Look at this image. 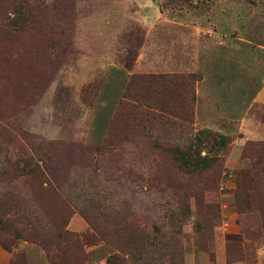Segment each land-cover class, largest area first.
<instances>
[{"label":"rangeland","instance_id":"rangeland-1","mask_svg":"<svg viewBox=\"0 0 264 264\" xmlns=\"http://www.w3.org/2000/svg\"><path fill=\"white\" fill-rule=\"evenodd\" d=\"M0 264H264V0H0Z\"/></svg>","mask_w":264,"mask_h":264},{"label":"trees","instance_id":"trees-1","mask_svg":"<svg viewBox=\"0 0 264 264\" xmlns=\"http://www.w3.org/2000/svg\"><path fill=\"white\" fill-rule=\"evenodd\" d=\"M128 93V88H126ZM124 97H122L123 99ZM122 104V103H121ZM212 140L213 146L219 151L225 146V138L220 135H211V133L207 131H198L192 137V145L195 143H201L203 140ZM191 147V145H190ZM170 156L174 162H176L181 170L185 173L189 174L192 172V169L199 168L202 171H205L216 164L218 161V156H199L198 152L189 149V147H184L183 149L174 147L173 150L170 151ZM34 172V170H30Z\"/></svg>","mask_w":264,"mask_h":264}]
</instances>
